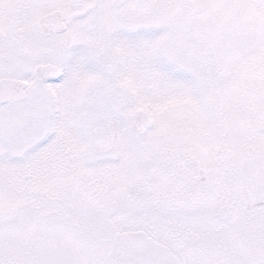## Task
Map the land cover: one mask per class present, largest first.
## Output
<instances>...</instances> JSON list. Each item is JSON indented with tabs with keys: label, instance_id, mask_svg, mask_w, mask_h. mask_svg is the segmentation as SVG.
I'll return each instance as SVG.
<instances>
[{
	"label": "snow or ice",
	"instance_id": "1",
	"mask_svg": "<svg viewBox=\"0 0 264 264\" xmlns=\"http://www.w3.org/2000/svg\"><path fill=\"white\" fill-rule=\"evenodd\" d=\"M0 264H264V0H0Z\"/></svg>",
	"mask_w": 264,
	"mask_h": 264
}]
</instances>
